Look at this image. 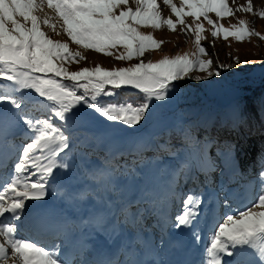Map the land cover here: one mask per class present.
I'll return each mask as SVG.
<instances>
[{
    "label": "rangeland",
    "instance_id": "374dc122",
    "mask_svg": "<svg viewBox=\"0 0 264 264\" xmlns=\"http://www.w3.org/2000/svg\"><path fill=\"white\" fill-rule=\"evenodd\" d=\"M172 3L179 8L182 0H172ZM228 3L235 10L234 15L219 19L215 13L210 12L208 16L230 31H235L232 26L244 20L246 25L258 31L260 36L252 35L243 41L229 36L225 40L221 31L217 37H213V25L203 16L195 20L187 15L189 10L185 7L184 15L181 17L185 24L195 28V24L199 23L204 29L202 35L205 38L201 45L207 49V55L202 56V59L212 60L208 71L213 74L209 76L207 71L195 70L180 80L172 81L174 90L170 91L165 100L150 104L151 116H146V122L141 121L136 126L108 122L86 107L81 108L75 116L72 112L66 113V121H59L55 115L57 108L53 102L39 97L34 90L21 89L14 81H8L5 76H0V97H3L0 99V118L4 119V132L10 130V119L17 126L9 133L19 132L7 141L10 144L8 149L13 151V156L7 149L6 152L12 156L9 157V162L11 158L12 162L7 167L8 170L0 175L6 187L17 175L28 176L32 171L29 168L23 173L15 172V165L22 156V148L33 142L26 123L17 114L22 112L26 118L33 119V122L47 120L53 127L59 128L69 140V147L56 157L58 164L67 163L69 167L53 170L55 179L49 178V184L46 185L48 191L42 199L25 200L19 221L13 214L8 215V219L0 216V221H3V225L0 226L9 225L17 228L18 225H22V235L21 230L17 228V232L14 233L16 238H25L27 243L37 242L36 239H32V242L29 239L34 236L32 228L26 227L29 221L33 222L34 227H39L41 229L39 231L54 234L60 232L50 228V224L36 225L34 219H37L36 222H42L44 218H30L29 209L36 211L44 198V201H47L50 197L46 202L47 206H54L57 202L62 204L64 201L66 211L72 206L71 210H77V213H74L77 215L81 208H91L94 211L107 201L113 210L123 206L121 227L130 232V235L136 236L141 233L142 237L152 235L162 249L171 236L168 234H179L187 225L192 226V232L185 234L184 231L181 234V237L186 236L188 240L184 247L180 245L179 250L199 251L197 247H202L204 257H209L206 249L210 247L212 235L218 224L226 215L235 214L255 204L264 187L259 178L260 171L264 170V123L256 133L258 137H262V141L258 137L253 139V135L249 136L240 129L244 97L253 90H261L264 86V39H261L264 37V18L258 15L259 11L264 9V0H252L253 13L239 10L241 5L247 6L248 0H228ZM157 4L163 17H171L174 21L177 19L163 0H157ZM136 6L135 0H128L126 5L121 4V9L131 7L135 10ZM119 10H116L117 13ZM43 11L49 17L55 15L46 7ZM18 19L23 22L22 17ZM41 27L50 38L68 42L73 53L78 51L84 57L64 62V67L69 72L97 66L107 70L128 68L140 62L135 57L131 60L116 59V56L126 54L122 46L112 49L114 55L108 56L71 42L67 34L59 28L57 32L47 25ZM138 30L146 35L151 34L157 41H163L158 49L145 52L140 58L145 60V63L149 61L157 63L165 57L173 58L185 54L194 59L193 54L198 53L195 32L185 30L184 25L179 23L175 31L166 25L161 29L141 25ZM221 64L230 67L221 68L219 67ZM216 71L220 72L219 76L215 75ZM196 76L202 79L196 80ZM120 90L144 96L137 89H126L122 86L117 92ZM80 91L82 89L78 90V94ZM115 98L119 100V95ZM101 99L97 98L98 101ZM107 99L110 97H103V100ZM13 100L21 104V109L15 107ZM68 117L71 119H67ZM162 134L176 135L179 138L176 139V144L179 146L158 140ZM253 141L257 145L252 143ZM248 150H251L250 153ZM246 154H248L246 159L252 163L250 171L246 168ZM34 155L41 153L37 151ZM100 175L105 177L103 181L94 178ZM82 195L85 198L81 199ZM188 195L193 196V201L186 204ZM51 199H54V204H49ZM28 204L36 206L28 208ZM79 205L81 206L78 207ZM212 209H215V220L211 217ZM185 212L191 213L188 217L189 223L177 226V217ZM207 225L212 227V230L206 232L207 240L203 239L200 244L203 229H206ZM59 234L64 237L61 232ZM79 235L80 232L74 233L72 237L77 238H70V243L77 242ZM6 239L0 235V242H5ZM63 242L53 241L54 245L61 244V249H65L66 243ZM51 245L53 244H50L49 249L45 247V250H51ZM139 246L140 244L137 245ZM14 259L10 258L6 264H14Z\"/></svg>",
    "mask_w": 264,
    "mask_h": 264
},
{
    "label": "snow or ice",
    "instance_id": "6c2138e0",
    "mask_svg": "<svg viewBox=\"0 0 264 264\" xmlns=\"http://www.w3.org/2000/svg\"><path fill=\"white\" fill-rule=\"evenodd\" d=\"M128 0H0V76L8 81H14L21 89L34 90L41 98L53 102L56 106V117L59 121H66V113L77 115L81 108H88L99 114L108 122H119L132 127L145 121L151 116L150 104L165 100L170 91L174 90L171 83L184 78L191 71H208L212 65L211 59H202L207 55V49L201 45L205 38L201 24L186 25L181 18L186 13L195 20L203 16L213 25L212 36L217 37L221 31L223 38L235 37L238 41L252 35L260 36L258 31L249 28L244 20L232 27L235 31L224 28L208 16L215 13L223 19L227 15H234V9L229 6L228 0H182L181 7H176L172 0H163L169 6L177 19L165 18L157 0H135L136 8L121 9V4ZM51 9L55 14L52 17L44 14V8ZM117 9H120L117 13ZM246 13H253L252 0L247 6H240ZM264 18V9L258 13ZM23 18V22L18 19ZM177 23L184 25L185 30L195 32V43L198 53L194 59L189 55H176L173 58L145 63L140 58L145 52L158 49L163 41H157L151 34H144L138 30L141 25L161 29L167 26L175 31ZM11 25L12 27H8ZM41 25H47L53 31L63 30L71 42L85 48L94 49L104 55H114L112 49L123 47L126 54L116 56L119 60H131L133 57L140 62L128 68L103 69L84 68L77 72H69L64 62L84 59L80 52L73 53L68 42L50 38ZM264 39V37H261ZM238 59V58H237ZM219 67H230L221 64ZM219 76L220 72L216 71ZM196 80L202 79L200 76ZM70 81L71 83H64ZM122 86L140 90L144 94L141 102L134 105L131 102L116 99L118 89ZM78 94V90H81ZM98 97L102 99L97 100ZM103 97L110 99L103 100ZM3 99V97H0ZM17 109L21 104L12 101ZM24 120L33 142L22 148V156L15 165L16 173H23L32 169L28 176L17 175L4 192L8 193L5 199L4 192H0V216L11 213L17 221L25 207V200L42 199L48 188L49 178L55 179L53 170L67 169V163L58 164V153L69 147L68 137L53 127L47 120L41 122L26 118L22 112L17 114ZM67 119H71L68 117ZM4 119L0 118V146L7 137L4 134ZM39 151L41 155H34ZM35 177V179H33ZM103 181V175L95 176ZM264 186V170L259 173ZM85 198L84 195L81 199ZM193 196L188 195L186 204L192 203ZM31 207V206H29ZM123 206L113 210L111 204L103 202V206L88 214V217L79 221L83 229L91 227L97 231L114 234L121 229L123 221ZM190 212L177 217L178 225L189 223ZM3 225V221H0ZM17 228L21 230L22 225ZM17 228L0 226V235L5 236V242H0V264L14 257V264H71L66 255L61 252V244H56L51 250L37 247V242L27 243L25 238H16ZM198 238V237H197ZM30 249V251H29ZM210 259L207 264H264V187L258 196L257 202L235 214L226 215L218 224L217 230L211 238L210 247L206 249ZM83 264H144L142 260L105 259L99 261H83Z\"/></svg>",
    "mask_w": 264,
    "mask_h": 264
},
{
    "label": "bare ground",
    "instance_id": "6f19581e",
    "mask_svg": "<svg viewBox=\"0 0 264 264\" xmlns=\"http://www.w3.org/2000/svg\"><path fill=\"white\" fill-rule=\"evenodd\" d=\"M11 120L12 119L9 120L11 122L10 130L4 132L5 136L10 138L6 139L5 144L0 146V175H2L6 170H8L7 167H9L12 162V158L11 161L9 162V157L13 156V151H10L8 149V145L10 144L7 143V141H9L14 135L19 134V132L15 134L9 133L10 131L13 130V128H15V126H17V124H13L14 122H12ZM261 138L259 137L260 141H262ZM252 143L255 142L253 141ZM252 143L251 145L253 146ZM7 149L10 152H12V156H10L8 152H6L8 151ZM250 151L251 150H248L249 153ZM246 157H248V154L245 155V162H247L246 168L250 171L252 168V163L250 162L249 159H246ZM7 162H9V164H7ZM5 188H6L5 181L0 178V192H4ZM4 196L6 200L9 198L7 192L4 193ZM49 198L47 199V201L49 200ZM44 199L42 202L39 203V206L37 207L36 211H34L35 209H29V213H31L30 218L31 219L35 217H38L40 219L44 218V221L42 222H36L37 219H34L36 225L43 226L46 224H50V228L60 231L64 235V237H62L61 234H59L60 232L54 234L51 232L39 231L41 229L37 226H35L36 230H34L35 227L33 226V222L29 221V225H27L26 227L32 228V232L34 233V236L33 238H29V237L28 238L30 239V241L32 239H36L35 241H38V244L36 245L44 244L45 245L44 247H47L48 249L50 248L49 247L50 244H53L51 245L52 247L54 246L53 243L54 240H58L62 242L64 241L66 243L65 245L63 242L64 246L68 248L65 247V249H61V252L62 254L67 256V258L71 261V264H83V261L85 260L99 261L105 259H124L125 257H127L130 260H142L144 264H202V262H204V264H207V261L210 259V257H204L203 251L201 249L202 247H197L199 248L198 249L199 251L195 249L194 251H189V252L182 251L181 249H180L181 251L179 250V248L185 246V242L188 240L186 236L181 237V234L184 231L186 232L185 234L190 233L192 226L187 225L186 229L182 232H179V234H177L176 232H175L176 234H171V233L168 234V236L169 235L171 236L169 237L165 245V248L163 247L164 249H162L161 246L159 247V245L156 244V241L154 240V236L146 235V237H142L143 236L141 235L142 233L138 235L135 234L136 236H132L129 234L130 232H127L125 230L124 227L123 228L121 227L120 230H117V232H115L112 235H109V233L103 231L94 230L91 227L87 229H83V226L78 227L80 219L82 218L86 219L88 217V214L91 213L93 209L81 208V212L79 213V215H77L74 214L77 213V210L76 211L71 210V208H73L72 206L70 207V210L67 209L66 211V206H65L66 204H64V201L62 204L56 201L57 204H55V206H47L46 205L47 201L46 200L44 201ZM28 205L30 206V204ZM29 206L28 208H33L36 205L35 206L33 205L31 207ZM80 206L81 205H79L78 207ZM64 211L74 215L73 216H70L69 214L67 215ZM10 214L11 213H6L2 217L8 219L9 218L8 215ZM211 217L212 218L215 217V209L211 210ZM213 220H215V218ZM211 228L212 227L208 226L206 229L205 228L203 229V235H202V239L200 240V244L202 243L203 239L204 241L207 240L206 232L208 230H212ZM77 232H80L78 241L77 242L72 241V243H70V238H77V236L72 237V235ZM41 233L44 235L42 236ZM139 244H140L139 246L140 248L137 247V245ZM194 246L195 245H193V247ZM176 249H178L180 252Z\"/></svg>",
    "mask_w": 264,
    "mask_h": 264
},
{
    "label": "trees",
    "instance_id": "16d2710c",
    "mask_svg": "<svg viewBox=\"0 0 264 264\" xmlns=\"http://www.w3.org/2000/svg\"><path fill=\"white\" fill-rule=\"evenodd\" d=\"M143 95L140 93H134L130 91H119V100H124L131 102L136 105L138 102H141ZM241 106V115L242 120L240 122V129L243 133L252 136L258 133V129L264 123V86L261 90H253L252 93L244 97ZM176 139H179L176 135L167 136L162 134L158 137V140L168 141L174 143L173 145L179 146L176 144ZM181 143V142H180Z\"/></svg>",
    "mask_w": 264,
    "mask_h": 264
},
{
    "label": "water",
    "instance_id": "95a60500",
    "mask_svg": "<svg viewBox=\"0 0 264 264\" xmlns=\"http://www.w3.org/2000/svg\"><path fill=\"white\" fill-rule=\"evenodd\" d=\"M54 203H55L54 199H51V200L49 201V204H54Z\"/></svg>",
    "mask_w": 264,
    "mask_h": 264
}]
</instances>
